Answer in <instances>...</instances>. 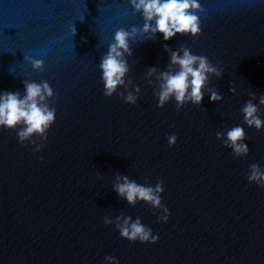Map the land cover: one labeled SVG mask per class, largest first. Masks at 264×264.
Here are the masks:
<instances>
[{"label":"water","instance_id":"1","mask_svg":"<svg viewBox=\"0 0 264 264\" xmlns=\"http://www.w3.org/2000/svg\"><path fill=\"white\" fill-rule=\"evenodd\" d=\"M198 2L197 34L130 40L117 93L138 86L131 104L104 95L98 66L117 28L144 23L128 0H0V90L23 94L25 79L46 80L54 92L46 103L56 109L46 139L21 142L0 127V264H109L106 255L118 264H264V182L248 180L251 164L264 170V128L249 127L240 111L252 92L264 119V0ZM165 43L222 72L209 77L201 104L157 106ZM149 66L157 69L151 77ZM209 90L222 99L210 101ZM236 125L246 155L216 135ZM118 175L162 181V207L118 196ZM118 216L139 217L158 239L121 237Z\"/></svg>","mask_w":264,"mask_h":264},{"label":"clouds","instance_id":"2","mask_svg":"<svg viewBox=\"0 0 264 264\" xmlns=\"http://www.w3.org/2000/svg\"><path fill=\"white\" fill-rule=\"evenodd\" d=\"M133 11L138 12L144 23L140 26L132 25L130 28H117L108 44L107 52L104 53L99 61L101 70V80L103 82L104 95L111 96L117 93L119 86H125L126 74L129 72L130 65L127 57L132 55L130 40L151 39L157 33H162L164 41H168L177 33L195 35L200 31V21L198 10L200 4L198 0H128ZM83 20V19H82ZM71 31L75 34L74 25ZM164 50L169 54L167 69L158 73L159 86L154 90L157 97V106L163 107L170 100L175 101L176 108H181L186 103L201 104L204 91L209 77L215 75L220 77L222 72L213 66L204 55L193 54L188 47L180 46L172 49L167 43L163 44ZM35 69L43 67V59L33 57L27 58ZM175 66V67H173ZM157 73L155 66L147 68V77ZM130 82V81H129ZM23 94L19 90H0V127L16 130L19 141L23 142L30 137L39 135L46 139L47 130L55 120L56 109L51 107L46 101L53 96V88L46 80L37 82L25 79L23 81ZM140 91L138 86L133 90L127 91L123 99L131 104L137 102V95ZM229 91L235 92V88L230 87ZM251 99L247 100L240 111L243 113V121L249 127L257 130L264 128V119L258 114L255 93H249ZM222 95L215 90H209V100H221ZM258 104H264V93L258 97ZM19 126V127H18ZM217 137L224 136V143L230 147L237 155H246L248 145L245 142L246 134L242 125H236L226 131V133H216ZM169 144H174L175 135L169 138ZM40 146H36L39 150ZM117 182L113 185L114 191L118 196L123 197L129 204H135L137 200H143L153 207H162L160 193L164 191L163 182L155 186L139 184L136 180L129 179L127 175H118ZM248 180L264 182V170L260 165L253 163L250 165ZM264 186V185H261ZM165 215L161 220L168 219V209L164 206ZM117 229L121 237L130 241L139 240L140 242H154L158 239L152 233L151 228L141 223L140 218L133 220L126 216L121 221L118 216ZM105 219V223H108ZM105 261L109 264H118L113 256L106 255Z\"/></svg>","mask_w":264,"mask_h":264}]
</instances>
